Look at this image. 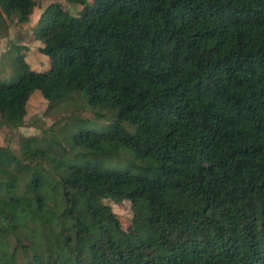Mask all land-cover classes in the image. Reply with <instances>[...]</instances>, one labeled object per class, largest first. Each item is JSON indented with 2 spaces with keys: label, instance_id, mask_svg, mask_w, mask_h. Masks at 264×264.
<instances>
[{
  "label": "trees",
  "instance_id": "trees-1",
  "mask_svg": "<svg viewBox=\"0 0 264 264\" xmlns=\"http://www.w3.org/2000/svg\"><path fill=\"white\" fill-rule=\"evenodd\" d=\"M67 2L50 67L0 80V264H264V0ZM35 7L0 0V38ZM36 91L69 112L13 149Z\"/></svg>",
  "mask_w": 264,
  "mask_h": 264
},
{
  "label": "rangeland",
  "instance_id": "rangeland-1",
  "mask_svg": "<svg viewBox=\"0 0 264 264\" xmlns=\"http://www.w3.org/2000/svg\"><path fill=\"white\" fill-rule=\"evenodd\" d=\"M36 7L30 20L27 23H20L17 20L11 22L4 29L0 38V80L6 83L15 81L19 72V57L23 56L28 66L34 70L43 71L50 67V58L44 53L42 48L44 44L39 39L38 23L44 11L51 4H60L71 14L76 15L81 9L79 5L69 4L67 0H35ZM92 1V0H90ZM51 11H48L50 14ZM47 103L41 93L36 91L30 97L27 106V115L25 124L18 130L12 132V139L8 141L13 149H17V135L26 136L39 134L42 128L50 126L56 119L68 114V109L60 107L54 110L51 115H45L44 110ZM89 115V113H86ZM4 120L0 117V146L5 145L8 139L5 131ZM114 213L127 226L133 217L132 206L127 199H115L108 197L105 200Z\"/></svg>",
  "mask_w": 264,
  "mask_h": 264
}]
</instances>
